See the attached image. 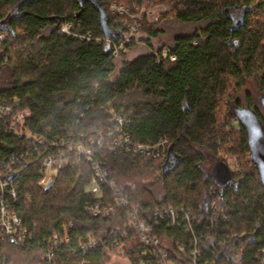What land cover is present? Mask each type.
I'll return each mask as SVG.
<instances>
[{
	"label": "trees",
	"instance_id": "obj_1",
	"mask_svg": "<svg viewBox=\"0 0 264 264\" xmlns=\"http://www.w3.org/2000/svg\"><path fill=\"white\" fill-rule=\"evenodd\" d=\"M113 4L131 13L165 9L150 22L113 13ZM137 23L149 51L127 60L135 43H121L127 27ZM63 25L76 37L60 33ZM173 27L181 29L170 35L168 56L162 58L164 47L156 49L152 41ZM0 34H7L0 44V101L17 103L15 112H29L25 130L44 140L39 154L31 151L32 157L22 161L17 155L27 154L28 143L7 135L0 123V163L14 155L19 174L13 206L32 234L24 248L0 246V264H46L42 251L53 234L62 237L64 231L71 242L55 252L54 264H105L116 254L111 244L71 254L77 240L108 238L126 223L122 211L102 218L84 210L98 202L86 192L90 165L64 166L49 190L38 185L41 156L61 152V142L88 145L115 128L114 116L122 118L132 143H167L158 158L99 155L116 184L135 185L134 205L147 211L184 207L198 216L195 232H213L222 243L241 238L237 248H242L243 264H264V187L234 115L235 108L248 107L264 127L259 104L264 0H0ZM227 156H235L239 166L228 184L217 186L211 170L218 161L226 163ZM154 183L161 184L159 196L151 189ZM211 199L228 218L212 227L199 218ZM158 232L186 239L182 227L161 224ZM127 242L122 257L138 264L141 245L134 237ZM203 258L214 261L208 253Z\"/></svg>",
	"mask_w": 264,
	"mask_h": 264
},
{
	"label": "built area",
	"instance_id": "obj_2",
	"mask_svg": "<svg viewBox=\"0 0 264 264\" xmlns=\"http://www.w3.org/2000/svg\"><path fill=\"white\" fill-rule=\"evenodd\" d=\"M164 9L161 7V10ZM113 13L121 16H128L133 20L155 21L156 17H151L153 10H137L131 13L124 6H111ZM141 25L139 23L129 25L127 33L124 35L121 45L130 44L132 39L139 33ZM60 33L76 37L71 32L69 25H63ZM7 38V34H0V44ZM118 48L114 46V54ZM162 58H167L168 49L161 52ZM170 60H174L171 57ZM17 103L0 101V123L5 127L7 135L25 140L28 143L27 154L18 153L22 161L32 157L31 151H38V146L44 144L40 137H33L25 130L24 122L29 117V112H15L14 106ZM114 129H107L105 133L92 139L88 145L78 143L75 145L59 143L62 147L61 152H48L41 156L38 167L40 180L38 185L46 187L57 176L64 166L74 167L81 163L90 165L91 175L86 187V192L98 199V202L87 204L84 208L93 217L109 218L115 217L119 212L124 213L125 225L116 228L108 238H95L87 236L85 239L77 240L71 254L86 253L98 247L111 244L118 253L125 251V245L130 237L137 239L141 245V252L138 264H209L204 260L205 253L210 254L211 264L222 260L226 264H243L242 248H237V243L241 238H227L223 243L218 242L213 236V232H195L194 224L198 216L184 207L156 209L153 211L144 210L131 202V194L135 190V185L125 183L118 185L110 176L100 154L104 151L111 153L123 152L132 153L151 158L163 157L165 155L166 141H159L152 145L135 144L130 141L129 136L123 131L121 117L114 116L112 119ZM56 143H52L53 147ZM39 154V152H37ZM104 158V157H103ZM15 160L14 155L4 159L0 163V246H11L24 248L32 240V234L24 226L20 217L14 210L17 203L18 186L15 184L13 176L19 174L13 169ZM203 215L199 218H206L211 225L217 220L227 221L228 218L224 210L218 207L217 200L211 199L203 209ZM165 225L169 228H180L186 232V239H170L160 231V226ZM238 238V239H237ZM71 242L70 233L64 231L62 237L53 234L49 239V246L42 251V260L46 264H54L55 252L60 246H68ZM127 242V243H126ZM126 245V246H127Z\"/></svg>",
	"mask_w": 264,
	"mask_h": 264
},
{
	"label": "water",
	"instance_id": "obj_3",
	"mask_svg": "<svg viewBox=\"0 0 264 264\" xmlns=\"http://www.w3.org/2000/svg\"><path fill=\"white\" fill-rule=\"evenodd\" d=\"M259 104L264 111V95L259 97ZM234 115L245 134L251 160L256 165L260 183L264 187V127L256 113L248 107L235 108ZM16 177L17 174L13 179ZM211 177L217 186H225L232 179V171L226 163L218 161L211 170ZM53 184L54 182L51 181L45 190H49Z\"/></svg>",
	"mask_w": 264,
	"mask_h": 264
},
{
	"label": "rangeland",
	"instance_id": "obj_4",
	"mask_svg": "<svg viewBox=\"0 0 264 264\" xmlns=\"http://www.w3.org/2000/svg\"><path fill=\"white\" fill-rule=\"evenodd\" d=\"M164 8V7H163ZM155 10L153 11V13L151 14V17H157L158 14L163 11L164 9L161 10V6H154L152 8H149V10ZM151 22V21H150ZM153 22V21H152ZM165 28V27H163ZM180 27H173L170 31L169 34L159 37L156 40L152 41L153 46L157 49V47H164L163 49L167 48L169 46V42H170V35H172L174 32L180 31ZM165 30H167V28H165ZM145 36L143 35V33H138L134 38H133V42L135 43L134 46H132L131 49L127 50L126 55H125V59L127 60H133L136 57H138L141 54H145L149 51V48L147 46H145L141 40L142 38H144ZM120 59L117 60V68L119 69V63H120ZM171 160H175L174 157L171 158ZM238 159L235 156H227L226 158V165L228 166V168L233 171L236 169L238 165ZM151 189L153 190V192L156 195H160L162 193V187L160 183H154L151 186ZM123 253H118L116 252V254H112L109 255L105 261V264H130L126 258L122 257Z\"/></svg>",
	"mask_w": 264,
	"mask_h": 264
}]
</instances>
